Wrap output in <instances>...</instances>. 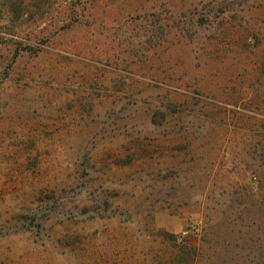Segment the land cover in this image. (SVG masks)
<instances>
[{
	"label": "rangeland",
	"instance_id": "1",
	"mask_svg": "<svg viewBox=\"0 0 264 264\" xmlns=\"http://www.w3.org/2000/svg\"><path fill=\"white\" fill-rule=\"evenodd\" d=\"M0 264H264V0H0Z\"/></svg>",
	"mask_w": 264,
	"mask_h": 264
},
{
	"label": "trees",
	"instance_id": "2",
	"mask_svg": "<svg viewBox=\"0 0 264 264\" xmlns=\"http://www.w3.org/2000/svg\"><path fill=\"white\" fill-rule=\"evenodd\" d=\"M198 27H200V26H198Z\"/></svg>",
	"mask_w": 264,
	"mask_h": 264
}]
</instances>
